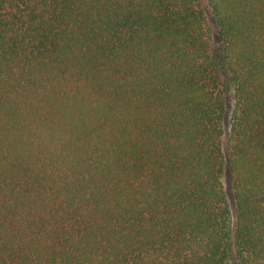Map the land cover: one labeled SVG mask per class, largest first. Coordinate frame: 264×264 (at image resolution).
<instances>
[{"label":"trees","instance_id":"trees-1","mask_svg":"<svg viewBox=\"0 0 264 264\" xmlns=\"http://www.w3.org/2000/svg\"><path fill=\"white\" fill-rule=\"evenodd\" d=\"M206 2L0 0V264H264V0Z\"/></svg>","mask_w":264,"mask_h":264},{"label":"rangeland","instance_id":"rangeland-1","mask_svg":"<svg viewBox=\"0 0 264 264\" xmlns=\"http://www.w3.org/2000/svg\"><path fill=\"white\" fill-rule=\"evenodd\" d=\"M197 1L201 4V6L206 11L208 22H209V27L211 29V34L213 37V46H214V48H217L218 43H219L218 38H217V30H216V27L214 26V24H212L210 9L207 5L206 0H197ZM224 78L227 80L226 77H224ZM224 96H225V104L226 105H225L223 125L225 128L224 142L226 143V137L228 136L229 131H230V116H231V112L233 110L234 103H235L234 89L230 83H227V85L225 86ZM222 180H223L225 196H226L230 206L234 208L232 177H231L228 166L225 167Z\"/></svg>","mask_w":264,"mask_h":264}]
</instances>
